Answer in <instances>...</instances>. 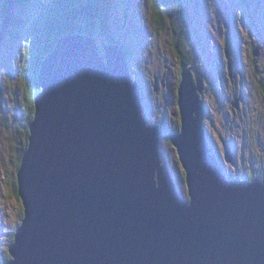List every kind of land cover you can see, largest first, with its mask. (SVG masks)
Masks as SVG:
<instances>
[{"label": "water", "instance_id": "95a60500", "mask_svg": "<svg viewBox=\"0 0 264 264\" xmlns=\"http://www.w3.org/2000/svg\"><path fill=\"white\" fill-rule=\"evenodd\" d=\"M38 83L16 173L23 219L6 264H264V180L226 176L192 68H182L181 128L170 140L189 200L161 157L160 127L143 115L121 46L101 51L92 36L64 35Z\"/></svg>", "mask_w": 264, "mask_h": 264}, {"label": "rangeland", "instance_id": "374dc122", "mask_svg": "<svg viewBox=\"0 0 264 264\" xmlns=\"http://www.w3.org/2000/svg\"><path fill=\"white\" fill-rule=\"evenodd\" d=\"M44 1L32 0L29 7L14 9L13 15L24 25L5 28L0 0V257L4 259L9 256L12 235L22 223L23 206L15 194L18 154L24 145L19 127L24 125L23 108L29 97L22 74L32 24L38 21ZM183 3L192 20L187 49L196 60L197 70L208 75L203 95L204 123L211 152L228 178L264 180V0ZM113 18L117 23L116 35L131 52L129 66L133 79L141 85L143 115L148 124L160 123L161 157L178 183L181 196L189 200L186 174L170 142L176 123L180 122L174 83L182 63L173 47V35L170 31H155L152 0H117ZM257 48L261 50L259 56L254 55ZM226 54H230L235 70L242 69L244 78L235 85L224 79L222 88L217 73L218 67L225 69ZM206 64L214 72L206 69ZM168 72L173 76L169 87L165 89L161 84L156 93L159 85L154 76ZM243 93L245 99L236 108L233 103ZM226 146L233 155V163L225 159Z\"/></svg>", "mask_w": 264, "mask_h": 264}, {"label": "trees", "instance_id": "16d2710c", "mask_svg": "<svg viewBox=\"0 0 264 264\" xmlns=\"http://www.w3.org/2000/svg\"><path fill=\"white\" fill-rule=\"evenodd\" d=\"M2 2V18L5 28L22 27L24 22L14 16L13 11L17 7L19 10L23 7H29L32 0H2ZM115 3L117 0L44 1L38 21L32 24L31 37L27 43L24 73L22 74V80L26 84L29 97L26 99V107L23 108L25 122L23 121L24 125L19 127L21 136H24V145L18 154V167H20L22 156L29 143V124L35 113L34 99L41 92L38 83L39 71L43 60L55 49L61 37L67 34L92 36L98 40L101 51L106 45L117 44L126 51L130 62L131 52L115 32L117 29V23L114 22L113 18ZM152 22L157 33L171 32L176 54L182 59L183 64L190 65L191 61L188 58L191 59V56L187 49V41L192 20L183 0H152ZM28 73L30 77H28ZM176 126L171 137L180 132L181 123L178 122ZM229 179L237 181L234 177H229ZM15 194L20 199L17 183L15 184ZM14 234L12 235V243L14 242ZM10 260V255L6 259L0 257L1 264H6Z\"/></svg>", "mask_w": 264, "mask_h": 264}, {"label": "flooded vegetation", "instance_id": "af4514ba", "mask_svg": "<svg viewBox=\"0 0 264 264\" xmlns=\"http://www.w3.org/2000/svg\"><path fill=\"white\" fill-rule=\"evenodd\" d=\"M188 59L191 61L190 65L188 64V66H187V65L181 63V65L178 68L177 75H176L177 78H175V79H177L176 80L177 82L174 83V88H175V91L177 92L176 93L177 104H178V92H179V88H180V84H181V80H182V68H183V66L192 68L195 74H198L200 77H202L205 86L208 83V80L206 81V77H208V75L203 74L201 71L197 70V68L193 65L196 61H192V60H195V59L192 57H191L192 60L190 58H188ZM223 66L227 70V73L224 72L225 69L222 70V68H220V67H218V73H217L218 74V80L221 82L222 88H223V80L224 79H226V81H229V83H228L229 85H231V84L235 85V83H237V80L239 81V80H242L244 78L242 69L241 70H237V69L235 70L234 62H233V60L230 59V54L229 55L226 54V62L223 63ZM205 67H206V69H210V68L212 69L211 65H209V64H206ZM166 68L168 69L169 67H166ZM212 71L214 72L213 69H212ZM212 71H211V73H212ZM237 75H238V77H237ZM171 77H173L171 72L162 73V76L161 75L160 76L155 75L154 76V82H155V80H158V85H159L158 90L157 91L155 90V92L156 93L159 92L161 84H163L164 88L167 89L170 85V78ZM214 77H215V73H214ZM241 85H243L242 81L240 82V86ZM236 89L239 90L237 87H236ZM263 90H264V88H263ZM235 92H236V95L239 94V93H237L236 90H235ZM242 95H244V93ZM174 115H176V114H174ZM163 121H161V122H163ZM180 123H181V118H180ZM154 125H158L160 127V123L154 124ZM176 127H175V130H176ZM160 129H161V127H160Z\"/></svg>", "mask_w": 264, "mask_h": 264}]
</instances>
